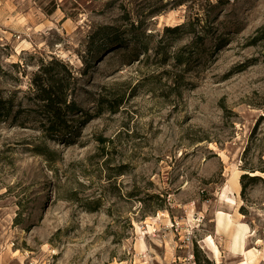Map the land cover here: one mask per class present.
Returning <instances> with one entry per match:
<instances>
[{
	"label": "rangeland",
	"instance_id": "374dc122",
	"mask_svg": "<svg viewBox=\"0 0 264 264\" xmlns=\"http://www.w3.org/2000/svg\"><path fill=\"white\" fill-rule=\"evenodd\" d=\"M0 1L6 264H232L241 227L264 256V173L240 184L264 167V0ZM100 27L123 44L98 52ZM52 59L76 77L58 139L28 92Z\"/></svg>",
	"mask_w": 264,
	"mask_h": 264
},
{
	"label": "trees",
	"instance_id": "16d2710c",
	"mask_svg": "<svg viewBox=\"0 0 264 264\" xmlns=\"http://www.w3.org/2000/svg\"><path fill=\"white\" fill-rule=\"evenodd\" d=\"M180 27H165L164 31L174 33ZM90 38L91 41L96 38L101 40L97 47L100 53L123 44V39L111 27L98 28ZM75 81L76 77L72 69L57 59H52L46 64L42 63L32 75L28 92L38 104L43 117L41 130L49 139L67 137L73 131L75 120L72 115L76 114L78 110L75 102L69 100V97L74 91ZM9 102L0 96V115L4 111L6 116L9 115L11 108H6ZM261 117L264 118V108ZM246 171L248 173L242 174L240 177L241 195L244 194L247 182L263 181L261 175L255 173H264V167H251ZM207 263L210 264L208 260ZM195 264L199 263L195 262Z\"/></svg>",
	"mask_w": 264,
	"mask_h": 264
},
{
	"label": "crops",
	"instance_id": "0c3cea01",
	"mask_svg": "<svg viewBox=\"0 0 264 264\" xmlns=\"http://www.w3.org/2000/svg\"><path fill=\"white\" fill-rule=\"evenodd\" d=\"M0 4L2 5L3 1H0ZM231 249L232 250H230L228 253L231 255H237V260L232 264H264V256L260 254L258 247H252L251 249L246 250L244 249L243 244L242 248L237 245H232ZM4 250L0 251V264H6V262L10 263L11 261H14V258L8 257V254L3 256L6 253V250ZM219 258V256L217 258L213 256V259L216 261V263H218Z\"/></svg>",
	"mask_w": 264,
	"mask_h": 264
},
{
	"label": "bare ground",
	"instance_id": "6f19581e",
	"mask_svg": "<svg viewBox=\"0 0 264 264\" xmlns=\"http://www.w3.org/2000/svg\"><path fill=\"white\" fill-rule=\"evenodd\" d=\"M238 173H239L238 171H235L232 173V175L230 177V183L228 185H226L222 190V196L224 195V193H226V192L230 193L232 190L237 192V190H238V176H239ZM255 174H260V173L256 172ZM222 216H223V213L218 212L217 223L219 225L223 222ZM245 230L246 229L244 227H241V228H238L233 234V244L239 246L240 248H242L243 244H244ZM205 240L210 245V248H211L210 252H211L212 256L217 258L219 252H218V249H217L215 243L213 242L212 237L208 235V236H206ZM243 264H245V263H243Z\"/></svg>",
	"mask_w": 264,
	"mask_h": 264
}]
</instances>
